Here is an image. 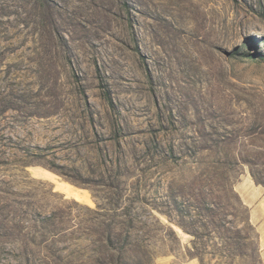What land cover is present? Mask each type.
<instances>
[{"label":"rangeland","instance_id":"rangeland-1","mask_svg":"<svg viewBox=\"0 0 264 264\" xmlns=\"http://www.w3.org/2000/svg\"><path fill=\"white\" fill-rule=\"evenodd\" d=\"M176 1L0 0V264H264V0Z\"/></svg>","mask_w":264,"mask_h":264},{"label":"crops","instance_id":"crops-1","mask_svg":"<svg viewBox=\"0 0 264 264\" xmlns=\"http://www.w3.org/2000/svg\"><path fill=\"white\" fill-rule=\"evenodd\" d=\"M41 178V177H40ZM262 201L264 202V194L261 195ZM261 209H257L252 207L250 210V219L253 222H256L260 231V239L263 244V250H262V258L264 261V218H262V213L260 212Z\"/></svg>","mask_w":264,"mask_h":264},{"label":"bare ground","instance_id":"bare-ground-1","mask_svg":"<svg viewBox=\"0 0 264 264\" xmlns=\"http://www.w3.org/2000/svg\"><path fill=\"white\" fill-rule=\"evenodd\" d=\"M154 1V0H153ZM176 3H177V1L176 0H161V4H163L164 5V7H165V9H167V8H171L172 6H173V4H175L176 5ZM173 8V7H172ZM175 8H177V7H175ZM202 32H204V31H202ZM206 32V31H205ZM207 33V32H206ZM205 34V33H204ZM207 35V34H206ZM205 35V36H206ZM209 36V35H208ZM205 38V37H204ZM207 40H209V39H207ZM213 41V40H212ZM210 44V43H209ZM211 44H212V42H211ZM212 45H214V43L212 44ZM207 46H202V45H200V50L201 51H205V48H206ZM209 47V46H208ZM186 52H188V51H186ZM186 56H189L188 54L186 55ZM190 57V56H189ZM188 57V58H189ZM187 59V58H186ZM189 60V59H188ZM191 60H192V58H191ZM187 62V61H186ZM197 62V61H196ZM191 64V63H190ZM197 64H199V63H197ZM196 65V64H195Z\"/></svg>","mask_w":264,"mask_h":264}]
</instances>
